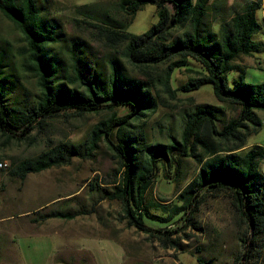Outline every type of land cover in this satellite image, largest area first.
I'll return each instance as SVG.
<instances>
[{
  "label": "trees",
  "instance_id": "obj_1",
  "mask_svg": "<svg viewBox=\"0 0 264 264\" xmlns=\"http://www.w3.org/2000/svg\"><path fill=\"white\" fill-rule=\"evenodd\" d=\"M45 0H0V13L19 30L25 46L21 64L36 76L38 92L30 100L17 97L7 102L18 88V76L9 71L12 54L0 52V134L5 140H26L34 129L57 114L109 113L96 120L81 143L48 140L46 148L33 156L23 157L8 166V172L22 180L28 172L39 171L69 162L72 154H91L104 141L117 157L122 170L114 174L112 188H104L101 197L120 203L126 225L158 237L165 247H179L175 233L189 224L195 226V214L207 193L226 194L245 230L241 236L243 252L237 264H244L252 251L264 244V172L260 161L264 146L247 145V138L261 126L258 110L264 111V81L244 80V69L235 59L264 48V40L253 34L262 21L257 10L262 0H245L240 7L230 4V12L211 20V9L223 7L226 0H117V7L129 19L89 22L95 35L108 47L105 76L95 66L81 67L72 56L70 74L63 73L62 60L52 51L51 43L61 40L54 17H45ZM155 5L157 19L141 33L126 30L130 18L142 5ZM171 5V7L168 6ZM182 28L172 35V29ZM120 54L144 74L125 72ZM157 82L172 94L187 92L210 83L218 101L231 104L236 114L225 117L223 107L210 102L195 103L185 115L178 136L169 135L166 142L146 141L138 123L155 107ZM196 72L176 86L172 76L176 69ZM238 70L233 85L227 72ZM151 75V77H150ZM59 78H64L61 80ZM68 81L76 83L70 86ZM123 112L117 113V109ZM198 162L193 177L179 190L174 201H157L148 196L157 173L166 180H177L184 159ZM115 179V180H113ZM81 211L50 209L40 216L71 218ZM164 220V226L151 227L144 217ZM199 264H206L198 255Z\"/></svg>",
  "mask_w": 264,
  "mask_h": 264
},
{
  "label": "rangeland",
  "instance_id": "obj_2",
  "mask_svg": "<svg viewBox=\"0 0 264 264\" xmlns=\"http://www.w3.org/2000/svg\"><path fill=\"white\" fill-rule=\"evenodd\" d=\"M244 1L226 0L224 5V1L220 3V0H214L218 5L223 4V7H217L215 10L210 8L213 9L210 13L211 20H218L220 13H229L230 4L240 7ZM168 6L171 7L169 4ZM44 8V16L54 17L58 24L61 40L58 43H51L50 46L62 60V67L65 68L63 73L67 75L71 73L73 60L69 48H74V55L81 67L86 64L95 66L101 72L100 76H105L108 71L106 59L109 50L102 40L96 37V28L89 22H97L99 18L120 21L129 19L118 9L117 0H45ZM263 11L264 6L257 10L259 19ZM156 19L155 5L146 3L135 11L126 30L141 33ZM181 31L182 28H174L171 34L176 35ZM253 37L264 40V26L255 32ZM24 46L25 41L19 30L0 13V52L5 50L12 54L9 71L18 76L21 85L13 91L15 95L8 96L7 102H12L14 96L20 101L30 100L38 92L36 76L21 64L20 56ZM116 55L121 58L125 72L144 77L136 66L131 65L120 54L119 49ZM235 62L244 69L245 81H264V48L253 54H240ZM164 66L165 64H160L152 72V77L150 75L158 86L156 91L153 90L155 107L138 121L146 141L166 142L169 135L178 136L186 113L198 102L222 106L221 113L225 117L236 114L235 106L217 100L210 83L187 92L177 90L172 94L166 91L156 80L157 73H161ZM238 73V70L227 72L228 84L233 85V78ZM191 75L197 73L184 68L176 69L171 80L173 86L185 82ZM68 84L76 85L70 81ZM116 111L121 113L123 109L119 108ZM108 113L107 110L82 114L60 113L47 118L39 130L34 129L31 135L22 141L5 140L0 134V161H6L8 166H12L15 161L33 156L46 148L48 140L81 143L90 126ZM253 143L264 146V113H261L259 129L247 138V145ZM81 151L82 154H72L68 163L28 172L22 180L11 175L7 166L1 167L0 213L7 212V215L12 216L16 215L15 211L30 210V216L34 212H45L50 209L80 210L74 219L53 218L49 224L53 229L57 227L59 235L63 237L65 236L62 235L63 231L69 233L76 230V227L86 230L85 232L91 235L100 236L99 241L89 244L98 264H119L121 247L124 251L122 264H199L198 255L206 264H237V259L244 250L241 236L245 227L226 194L207 193L195 214L196 225L189 224L174 235L179 240L180 248L165 247L158 237L126 225L117 200L100 196L104 188H112L114 183L110 182L111 178L114 174H120L122 170L112 150L101 140L91 154H84L82 149ZM197 167V160L188 157L183 161L182 171L177 180H166L157 173L148 196L157 201L159 198L166 199V202L174 201L179 190L193 177ZM260 168L264 172V158L260 161ZM15 220L7 219L2 223L13 225ZM144 221L151 227L166 225L164 220L151 219L147 216L144 217ZM102 236H110L117 241H108ZM82 241L85 242L84 239ZM59 243L60 238L52 233L46 247L51 248L54 255L58 251ZM85 254L80 257L88 259L87 253ZM54 258H61L68 263L73 262V254L67 250L57 252ZM244 264H264V244L253 250L252 256Z\"/></svg>",
  "mask_w": 264,
  "mask_h": 264
},
{
  "label": "crops",
  "instance_id": "obj_3",
  "mask_svg": "<svg viewBox=\"0 0 264 264\" xmlns=\"http://www.w3.org/2000/svg\"><path fill=\"white\" fill-rule=\"evenodd\" d=\"M262 6L264 1L262 0ZM262 26H264V11L261 16ZM259 111V110H258ZM259 113V112H258ZM260 112L259 115L261 117ZM29 211H15L16 215L0 213V264H98L92 247L89 245L99 241L98 235H91L86 230H73L69 233L63 231L60 236L58 228L53 229L49 223L56 216H40L43 212H34L29 216ZM11 213V212H9ZM77 215V214H76ZM74 217V216H73ZM73 217L67 219H74ZM16 219L13 225H6L2 222L7 219ZM61 218V217H60ZM65 232V233H64ZM56 234L60 238L58 251L67 250L73 254V262L68 263L61 258H54L52 249L47 248V240L51 239V234ZM108 241H117L110 236H102ZM85 240L83 242L82 240ZM113 242H109L110 244ZM40 244V246H39ZM122 248V249H121ZM120 248V257L122 264L124 258L123 247ZM88 255V259L80 257ZM78 255V257H77ZM83 260V261H82ZM77 261V262H75ZM89 262V263H88Z\"/></svg>",
  "mask_w": 264,
  "mask_h": 264
},
{
  "label": "built area",
  "instance_id": "obj_4",
  "mask_svg": "<svg viewBox=\"0 0 264 264\" xmlns=\"http://www.w3.org/2000/svg\"><path fill=\"white\" fill-rule=\"evenodd\" d=\"M7 162L6 161H0V168L3 167L5 168L7 166Z\"/></svg>",
  "mask_w": 264,
  "mask_h": 264
}]
</instances>
